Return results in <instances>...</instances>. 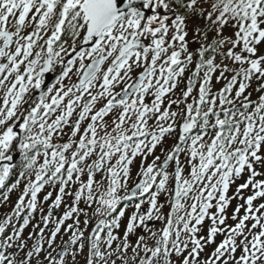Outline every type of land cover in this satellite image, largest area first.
Instances as JSON below:
<instances>
[{
	"label": "snow or ice",
	"instance_id": "obj_1",
	"mask_svg": "<svg viewBox=\"0 0 264 264\" xmlns=\"http://www.w3.org/2000/svg\"><path fill=\"white\" fill-rule=\"evenodd\" d=\"M138 3L152 14L146 16ZM190 16L205 21L204 28L193 29L191 41ZM226 27L235 30L233 36H224ZM190 43L199 46L189 51ZM262 44L264 0H126L123 9L117 0H0V188L18 152L20 179L8 191L26 180L13 216L27 213L19 227L11 225L13 216L0 222V264H68L69 255L76 264L86 245V264H176L173 256L179 264H264V202L254 204L264 201V170L257 169H264ZM194 57V70L177 96ZM224 60L240 67L230 69ZM218 70L216 82L225 84L213 92ZM46 73L55 74L51 86L45 85ZM254 80L255 101L247 91ZM174 134L171 148L161 147V161L155 150ZM245 171L247 178L229 196ZM45 188L53 191L41 201ZM245 189L251 192L246 198ZM161 195L170 209L166 216ZM233 199L244 203L229 225L225 210ZM50 200L36 243L18 259L28 248L24 229ZM145 203L147 214L141 211ZM62 204V215L53 219ZM128 207L134 212L123 241L111 250ZM89 210L98 219L85 236ZM69 220L74 222L63 227ZM154 220L164 221L158 231L146 223ZM205 220L206 235H198ZM140 226L150 235H140L132 247L129 238ZM62 231L71 234L54 247ZM218 234L224 239L201 261Z\"/></svg>",
	"mask_w": 264,
	"mask_h": 264
},
{
	"label": "rangeland",
	"instance_id": "obj_2",
	"mask_svg": "<svg viewBox=\"0 0 264 264\" xmlns=\"http://www.w3.org/2000/svg\"><path fill=\"white\" fill-rule=\"evenodd\" d=\"M187 22V24H188V26L190 27V24H189V22H188V20L186 21ZM194 25H197V22H195L194 23ZM192 26V25H191ZM195 28V27H194ZM188 32H190V34H189V36L187 37V39L189 40V41H191L192 39H193V35H191V31L189 30V28H188ZM223 34H224V36H226L225 34L226 33H224L223 32ZM213 36V35H212ZM215 36V35H214ZM213 36V37H214ZM79 44V43H78ZM190 46H189V51H192L193 49H194V44L193 43H190L189 44ZM37 50H39V49H37ZM222 58V57H221ZM227 64H229V60H227ZM59 71V69H56V73ZM54 74V73H53ZM55 75V74H54ZM73 79H75V77H73ZM65 83H67V81H65ZM51 86V85H50ZM97 107H99V105L97 106ZM106 119H111V116H109V117H107ZM16 129H19L18 127L16 128ZM15 130V129H14ZM55 142H57V143H59L60 141L58 140V141H55ZM17 154H18V152H16ZM15 154V152L13 153V155ZM156 155H160V156H162L163 154L161 153V151L160 152H158V153H156ZM18 156V159L15 161V162H13V166L15 167V168H18V165H19V162H20V157H19V154L17 155ZM152 161V160H151ZM151 161H149V162H147L146 161V163L145 164H147V163H151ZM139 164L140 163H138V166H139ZM19 171H20V169H19ZM18 174V173H17ZM17 174H16V177H15V179L14 180H11V182L10 183H8V186H7V184L5 185V189H3V190H0V222H2L5 218H7L8 216H12V214H13V209H14V206H15V204H16V202H17V200H18V197L22 194V189H23V187H24V184L26 183V180H25V182H22L21 184H19L15 189H13L12 191H8V189L9 188H11V186H12V184L13 183H15V181L17 180L16 178H17ZM15 176V175H14ZM134 176V175H133ZM97 178H99V177H97ZM5 194H7V196H8V200L7 201H5L4 199H3V196L5 195ZM27 199V198H26ZM160 202H162V203H164V201L163 200H161ZM144 205V204H143ZM145 207L144 208H148L149 207V205L147 204V203H145ZM165 206H164V208H168V206L166 205V204H164ZM46 209H48L47 207H46ZM143 210V209H142ZM134 212V209L132 208V207H128L127 209H126V212H125V216L123 217V220H125L126 222H127V220H128V218L131 216L130 214H132ZM22 213H24V212H22ZM145 214H147L146 212H145ZM17 221V222H16ZM19 221V222H18ZM155 221V220H154ZM22 222H23V220H20V218L19 217H14V219H12V221H11V225H15V226H17V227H19V225L20 224H22ZM36 222H37V220H36ZM148 223H150V221H148ZM11 225L6 229V232H5V236L6 235H10L11 234V232H12V228H11ZM38 226L40 227V228H42L43 227V223H41V224H39L38 223ZM160 226V225H159ZM144 226H140V227H138L137 229H135V231L137 232V234L140 236V235H142V228H143ZM144 229V228H143ZM36 230V231H35ZM115 232V231H114ZM34 233H36L37 235L35 236V235H33V239H31L32 240V244H34V243H36V240L38 239V233H39V228L37 227V226H35V224H30V225H28V227H26L25 229H24V232L22 233V238L24 239V240H28L27 238L29 237V235L30 234H34ZM49 232L48 231H46L45 232V235L47 236V234H48ZM122 233H123V230L121 229V230H119L118 232H116V234L118 235V236H120V235H122ZM71 234V233H70ZM136 234V233H135ZM143 235H145V236H148V235H150V233H146V232H143ZM68 235H65L64 234V236H61L59 239H58V242L56 243V244H54V247L55 246H57V245H61V242L62 241H66L67 239H68ZM154 243V242H153ZM44 246H46V244H44ZM75 247V246H74ZM86 248V247H85ZM57 250H59V249H57ZM15 251H17V249L14 247V248H12V249H9V252H15ZM26 252V251H25ZM24 252V253H25ZM87 249H85L84 250V252L83 253H81V254H79V255H77L76 256V264H86V256H87ZM24 253L23 254H21V253H19V255H18V259L19 258H21V257H23L24 256ZM130 254H131V251H129L128 253H127V257L129 258V261H130ZM115 256L116 255H113V257L111 258V259H114L115 258ZM66 259H67V261H68V264H72V257H71V255H69L68 257H66ZM39 260L40 261H43V256H41V257H39ZM33 264H36V261L34 260V262H33ZM122 264H123V261H122ZM130 264H131V261H130Z\"/></svg>",
	"mask_w": 264,
	"mask_h": 264
},
{
	"label": "trees",
	"instance_id": "obj_3",
	"mask_svg": "<svg viewBox=\"0 0 264 264\" xmlns=\"http://www.w3.org/2000/svg\"><path fill=\"white\" fill-rule=\"evenodd\" d=\"M173 7H175V5H173ZM188 22H189V24H190V27L188 26V28H189V30L192 32L191 33V35H193V29H194V27H200V28H204V26H205V21L204 20H202V19H200L199 17H197V16H190L189 18H188ZM195 22H197V25H194V23ZM192 25V26H191ZM234 29H232V28H228V27H226L225 29H224V33H226L225 35L226 36H233V33H234ZM189 34H190V32H189ZM215 35V30L213 29L212 31H210L209 33H208V41L207 42H210L211 41V39L213 38V36ZM189 36V35H188ZM190 46V45H189ZM198 44H194V49H196V48H198ZM193 49V50H194ZM192 50V51H193ZM225 51V50H224ZM236 51L237 52H239L240 51V49L239 48H237L236 49ZM221 56L219 55V54H217V56H216V58H218V61L219 60H221L222 58H220ZM220 58V59H219ZM224 61H226V63H227V60H224ZM216 62H217V60H216ZM195 63H196V58L194 57V60H193V63L191 64V65H189L188 66V71H186L185 72V74H184V78H182V81H185L186 82V80H187V77L190 75V73H191V71L192 70H194V67H195ZM228 65V67L231 69V68H236V69H238L240 66L238 65V64H233L231 61H229V64H227ZM227 75H228V77L230 78L232 75H233V72H231V71H229V72H227L226 73ZM215 81V79L213 78V81H212V85H213V89H215L216 90V92L217 91H219L221 88H219V84L217 85V87L214 85V82ZM256 86H257V84H256V81L254 80L253 82H252V86H251V88H249L247 91L248 92H252V99L255 101L256 99H257V97H258V95H259V93H257V92H255V91H253V89H255L256 88ZM181 88H184V86L183 85H180L179 87H178V89H181ZM195 90V89H194ZM194 92V91H193ZM247 94V93H246ZM18 170H19V168H13V171H12V175H14L15 173H17L18 172ZM9 181H8V183L11 181V180H13V178H11V176L9 175ZM7 184V183H6ZM37 214V213H36ZM234 221H231V223H230V225H234V223H233ZM249 224H250V222H248ZM163 225H164V221H163V223H161V227H163ZM201 233V232H200ZM200 233L198 234V235H200ZM36 236V235H35ZM28 241H31V240H28ZM132 245V244H131ZM135 245H132V247H134ZM28 249L29 248H26V250H24L23 252H20L21 254H23L25 251L27 252L28 251ZM43 254H46V253H42V256H43ZM172 259L173 260H176V263H178L179 261L176 259V257H172Z\"/></svg>",
	"mask_w": 264,
	"mask_h": 264
},
{
	"label": "water",
	"instance_id": "obj_4",
	"mask_svg": "<svg viewBox=\"0 0 264 264\" xmlns=\"http://www.w3.org/2000/svg\"><path fill=\"white\" fill-rule=\"evenodd\" d=\"M126 2V0H117L118 6L120 8H124V3ZM135 7H138L141 11H143V5L142 3H138L137 5H134Z\"/></svg>",
	"mask_w": 264,
	"mask_h": 264
},
{
	"label": "flooded vegetation",
	"instance_id": "obj_5",
	"mask_svg": "<svg viewBox=\"0 0 264 264\" xmlns=\"http://www.w3.org/2000/svg\"><path fill=\"white\" fill-rule=\"evenodd\" d=\"M28 31H31V29H29ZM36 50H37V49H36ZM56 69H59V71H60V66L57 65ZM15 131H17V129H15Z\"/></svg>",
	"mask_w": 264,
	"mask_h": 264
}]
</instances>
